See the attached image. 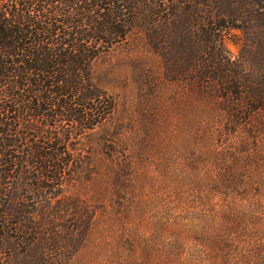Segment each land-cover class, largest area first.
Wrapping results in <instances>:
<instances>
[{
  "label": "trees",
  "instance_id": "obj_1",
  "mask_svg": "<svg viewBox=\"0 0 264 264\" xmlns=\"http://www.w3.org/2000/svg\"><path fill=\"white\" fill-rule=\"evenodd\" d=\"M136 33L162 57L171 80L221 99L229 127L264 108V0H0V264H67L83 245L90 223L80 222V237L66 246L53 235L49 216L73 203L56 211L51 201L76 170L42 124L92 129L106 120L115 103L95 83L93 63ZM232 35L240 43L234 60L225 46ZM61 134L68 143L71 133ZM237 216L242 226L246 215ZM191 239L215 254L220 246L205 233H178L177 260L165 264H187L180 256Z\"/></svg>",
  "mask_w": 264,
  "mask_h": 264
},
{
  "label": "rangeland",
  "instance_id": "obj_2",
  "mask_svg": "<svg viewBox=\"0 0 264 264\" xmlns=\"http://www.w3.org/2000/svg\"><path fill=\"white\" fill-rule=\"evenodd\" d=\"M225 46L233 60L240 58L236 37ZM92 70L115 103L106 120L92 129L38 122L45 136L55 133L50 145L65 151L76 170L51 204L56 211L72 203L81 209L49 216L57 224L53 235L66 246L80 237V222L92 225L67 264L172 263L175 235L196 232L220 246L215 254L206 242L188 240L183 263L264 264V108L242 127H229L221 99L171 80L140 33L103 53ZM61 131L72 135L66 144ZM229 201L238 204L234 210L225 206ZM228 213L233 220L225 219ZM237 215H246L242 226Z\"/></svg>",
  "mask_w": 264,
  "mask_h": 264
}]
</instances>
